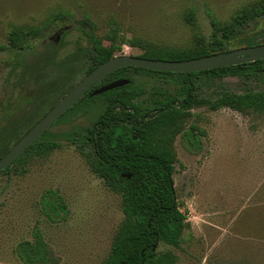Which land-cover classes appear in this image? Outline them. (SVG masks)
Returning <instances> with one entry per match:
<instances>
[{
    "label": "rangeland",
    "instance_id": "1",
    "mask_svg": "<svg viewBox=\"0 0 264 264\" xmlns=\"http://www.w3.org/2000/svg\"><path fill=\"white\" fill-rule=\"evenodd\" d=\"M259 0H0V136L11 148L33 122L52 107L85 74L78 54L85 45L76 21L85 17L97 33L112 30L125 41L140 39L160 47L185 48L195 33L208 38L211 17L229 20L239 9ZM192 12L197 28L186 21ZM56 22L21 52L4 49L12 26L39 27L55 15ZM231 49L247 37L264 38V16L249 22ZM142 50L122 45L115 56H138ZM63 84L45 94L51 82ZM123 79L138 91L132 101L147 110L170 95L180 100V86L170 78L144 69L127 68ZM125 87V86H123ZM196 93L215 98L222 90L243 93L263 90L257 77H198ZM122 88V87H121ZM104 98L67 113L50 128L61 143L47 158L0 174V264H24L17 249L34 242L39 233L52 264H102L122 221L120 198L88 168L77 150V139L92 127ZM71 109V108H70ZM201 133L196 147L185 135L173 142V189L186 228L178 248L159 243L156 251H172L176 264H264V114H239L228 108L196 107L184 125ZM53 191L63 198V218L49 221L41 197Z\"/></svg>",
    "mask_w": 264,
    "mask_h": 264
},
{
    "label": "trees",
    "instance_id": "2",
    "mask_svg": "<svg viewBox=\"0 0 264 264\" xmlns=\"http://www.w3.org/2000/svg\"><path fill=\"white\" fill-rule=\"evenodd\" d=\"M263 16L264 0H259L239 9L224 22L211 17L210 36L206 39L196 32L193 44L185 48L160 47L140 39L125 41L123 38L119 39L112 30L98 34L97 25L85 17L76 21L85 38V45L79 49L78 54L87 63L85 74L120 53L123 44L142 50L137 56L140 58L164 61L199 58L230 50L231 42L244 34L246 25ZM62 20L63 23L68 21L67 15H55L49 24L39 27L12 26L4 49L24 51L32 41L40 39L52 24ZM186 21L197 28L192 12L187 13ZM260 44H264V38L247 37L243 41L244 47ZM263 63L264 60H259L201 72L180 73L176 77L172 73L146 70L172 79L180 86L182 94L180 100L166 95L164 99L154 101L153 110L135 104L132 99L139 92L127 89L128 85L101 95H90L93 90L107 83L123 79V72L133 67L121 68L100 83L94 84L90 91L53 125L59 124L67 113L78 110L83 105L91 106L93 99L104 98L103 108L94 124L76 140L77 150L89 170L120 198L123 218L102 264L177 263L178 258L172 251L159 253L156 247L159 243H164L178 248L186 228V215L181 212L173 189V164L176 160L173 142L175 137L181 134L185 135L189 146L196 147L200 129L191 125L188 131L184 130L190 111L196 107H204L209 111L228 108L242 115L264 114V90L255 92L248 89L238 94L225 89L213 99L201 98L196 93V80L201 76L218 80L225 77H257L262 73ZM58 83L63 84V76L54 79L45 94L55 89ZM46 112L42 113L37 121ZM1 140L2 136L0 158L10 149ZM59 148L61 143L50 136L49 129L10 166L0 171V174H7L18 168L21 173L31 162L45 159ZM40 207L44 216L51 222L62 219L66 213L63 198L50 190L41 197ZM34 237L33 243L26 242L17 249L19 259L24 264H52L50 256L46 255V245L40 234L35 232Z\"/></svg>",
    "mask_w": 264,
    "mask_h": 264
},
{
    "label": "water",
    "instance_id": "3",
    "mask_svg": "<svg viewBox=\"0 0 264 264\" xmlns=\"http://www.w3.org/2000/svg\"><path fill=\"white\" fill-rule=\"evenodd\" d=\"M264 60V44L213 53L207 56L182 61H164L140 58L137 56H114L85 74L74 84L19 140L0 158V171L11 165L24 151L48 131L70 108L100 83L108 75L124 67H134L154 72L178 74L201 72L220 67L236 66ZM126 79L115 80L95 90L90 95L97 96L107 91L128 85ZM129 178V175L126 176Z\"/></svg>",
    "mask_w": 264,
    "mask_h": 264
},
{
    "label": "flooded vegetation",
    "instance_id": "4",
    "mask_svg": "<svg viewBox=\"0 0 264 264\" xmlns=\"http://www.w3.org/2000/svg\"><path fill=\"white\" fill-rule=\"evenodd\" d=\"M249 64V63H248ZM261 71L262 73L261 74H264V63L261 65ZM125 68V67H124ZM134 68V67H133ZM120 80V79H119ZM127 80V79H126ZM129 81V80H128ZM129 84V83H128ZM127 86V85H126ZM264 90V89H263ZM263 90H258V91H263ZM258 91H255V92H258Z\"/></svg>",
    "mask_w": 264,
    "mask_h": 264
}]
</instances>
